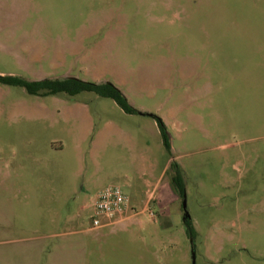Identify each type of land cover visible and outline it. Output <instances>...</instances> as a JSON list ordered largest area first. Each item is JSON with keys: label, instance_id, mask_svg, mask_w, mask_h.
<instances>
[{"label": "rangeland", "instance_id": "374dc122", "mask_svg": "<svg viewBox=\"0 0 264 264\" xmlns=\"http://www.w3.org/2000/svg\"><path fill=\"white\" fill-rule=\"evenodd\" d=\"M0 76L110 84L170 147L110 98L0 82V264H192L190 239L264 264V0H0ZM110 187L129 209L93 229Z\"/></svg>", "mask_w": 264, "mask_h": 264}, {"label": "trees", "instance_id": "16d2710c", "mask_svg": "<svg viewBox=\"0 0 264 264\" xmlns=\"http://www.w3.org/2000/svg\"><path fill=\"white\" fill-rule=\"evenodd\" d=\"M0 82L11 86H20L24 88L28 94L34 96H49L60 93L77 95L82 92H93L99 96L114 100L116 104L127 114L138 113L136 109L129 105L124 95L117 88L110 84L98 85L72 78H65L61 80L43 79L40 81H28L26 79L14 76H0ZM153 118H155L158 123L164 146L166 148H170L166 133V126L157 116H154ZM173 170L175 171V175L173 176L172 180L174 185L179 189L181 187L182 180L181 171L178 167H175ZM179 193L183 195V189H179ZM184 223L187 227L188 236L191 238L194 237L196 235V231L191 220L185 219Z\"/></svg>", "mask_w": 264, "mask_h": 264}, {"label": "built area", "instance_id": "2783aa9c", "mask_svg": "<svg viewBox=\"0 0 264 264\" xmlns=\"http://www.w3.org/2000/svg\"><path fill=\"white\" fill-rule=\"evenodd\" d=\"M129 200L124 192L118 187H110L102 191L94 200L93 207L97 215L106 216L113 221L120 216L128 207ZM101 220L96 217L93 220V229L102 227Z\"/></svg>", "mask_w": 264, "mask_h": 264}, {"label": "water", "instance_id": "95a60500", "mask_svg": "<svg viewBox=\"0 0 264 264\" xmlns=\"http://www.w3.org/2000/svg\"><path fill=\"white\" fill-rule=\"evenodd\" d=\"M140 115H148L150 117H154L155 115H152V114H144L142 112H138ZM183 208L186 209V202L184 200L183 202ZM185 219H190V216L187 212H185V215H184V220ZM190 244H191V259H192V264H196V259H195V250H194V245H193V240L190 239Z\"/></svg>", "mask_w": 264, "mask_h": 264}, {"label": "crops", "instance_id": "0c3cea01", "mask_svg": "<svg viewBox=\"0 0 264 264\" xmlns=\"http://www.w3.org/2000/svg\"><path fill=\"white\" fill-rule=\"evenodd\" d=\"M143 113H145V112H143ZM154 119H155V118H154ZM155 120H156V119H155ZM156 126H157V128H158V132H159V134L161 135V133H160V129H159V127H158V123H157V121H156ZM128 209H129V205H128V207L126 208V210H125L120 216H118V217L122 218V217L127 213ZM118 217H117V218H118ZM108 220H109V219H108ZM112 223H113V221L109 220L108 222L103 223V226H109V225H111Z\"/></svg>", "mask_w": 264, "mask_h": 264}]
</instances>
